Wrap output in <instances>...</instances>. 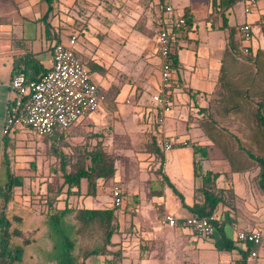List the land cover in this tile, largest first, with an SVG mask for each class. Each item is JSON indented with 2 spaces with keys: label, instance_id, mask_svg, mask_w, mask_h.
Instances as JSON below:
<instances>
[{
  "label": "crops",
  "instance_id": "1",
  "mask_svg": "<svg viewBox=\"0 0 264 264\" xmlns=\"http://www.w3.org/2000/svg\"><path fill=\"white\" fill-rule=\"evenodd\" d=\"M244 2L245 0H163L159 4V0H0V188L3 183L1 180V154L5 138L1 130L4 109L12 97L9 88L10 79L13 74L20 71L26 72L28 77L36 80L51 68V48L54 44L60 43L58 30L71 27L70 24L73 23L80 24L82 29H87L83 28L79 22L89 24L93 21L103 22L108 31L122 30L127 28L129 21L131 22L130 15L144 11L154 13L159 29L163 28L164 24L178 27L179 17L184 22L188 19L190 30H186V35L179 37L175 45L172 43L170 47V52L172 48L175 50L177 66L176 69H172L171 76V112L160 128L163 134L160 136L173 143L170 150L184 146L181 144L182 142L190 143L192 157L188 160L191 170L186 177L177 180L181 181L180 187H177L174 182L178 176H175L173 172L172 174L168 172V165L165 168V164L162 163L160 173L181 195L186 206L201 203L202 196L196 190L201 186V179L205 176L210 179V188L231 191L232 201L228 202L230 206L218 204L213 218L222 226V231L227 238L224 231L225 224L234 234L239 230L247 232L258 230L262 240L256 249L255 260L248 256L252 249L250 244L247 246L237 242L236 251L224 252L216 251L214 246L204 247L202 243L191 241L188 236L192 233L183 226L182 221L192 215L187 208L181 205L165 181L156 173V168L141 181L130 170L128 173L126 171L114 172L111 179L105 182L97 181L95 196L84 197V189L81 187L79 198H84L83 203L89 201L85 205L91 207L101 203L99 200L103 187L109 189V194L112 186L119 187L122 205L116 211L122 209L124 204H128L130 201L135 205V215L132 219V230L136 232L134 237L144 238L147 245L146 257L140 258L137 261L139 264H147L158 258L156 255L159 253L157 252H160L161 255L171 254L178 262L183 263L186 260L188 264H200L203 260H205L204 264H264V214L261 215L259 212L260 206L264 205V195L259 192L253 180L257 173V167L246 154L252 153L240 145V142L245 141L248 146L257 150L264 144V130L257 122L258 107L261 108V114L264 116V29L257 25L260 9L254 10L250 14H244L242 11ZM162 4L164 7L169 6L172 9L169 16L170 23L164 21L165 18L161 16L162 11L164 12V10L161 11ZM173 5H176L177 8H174ZM242 23L251 27V38L244 46L241 45L244 40L236 30ZM159 29H155L151 49L153 63L156 65L150 82L154 92L148 98L144 97V93L137 95L135 105L132 106L141 120L144 112L150 110L152 119L150 122H146V129L148 137H152L154 141L155 136L152 133L154 107L150 98L158 92L160 83L159 60L155 54V38ZM70 34L75 33L68 32L66 39ZM77 42L81 44L78 36ZM245 47L248 49L247 53L242 51ZM81 50L80 45L76 49V54H81ZM97 50L98 55L104 53ZM248 54L249 56H247ZM113 57L104 53L102 59L109 58L110 61ZM101 62L100 60V64L96 62L94 64L100 69H105ZM89 76L91 79L90 72ZM103 84L105 90L108 91L110 86L106 82ZM95 85L98 88V85ZM103 95L105 97V94ZM129 95L133 97L135 92L130 91ZM108 105L105 100L100 110L108 108L110 106ZM247 109L251 110L250 121L253 129L250 131L246 129L240 135L230 131L229 133L219 131L212 118L217 112L238 115L242 110ZM84 118L86 117L80 118L79 121ZM241 124L244 126L243 122ZM137 127L141 129L144 126L139 124ZM12 132L10 139L13 141L14 179L11 204L41 213L42 209L37 210L31 205L20 202L17 195H21L24 200L28 199L29 190H35L34 192L43 195L46 193L47 183H50L51 180L16 175V161L21 153V150L17 148L18 143L25 140L30 131L18 129ZM33 135L39 138L34 133ZM239 146L242 150L238 149ZM135 150L121 151L127 158L146 155L151 157L153 162L155 161L145 149ZM222 159H228L231 171L238 173L235 183L241 186L239 187L240 193L235 190V184L232 183L231 174H229L231 172L219 170L217 167V170L210 167L205 170L198 168V165H202L203 162H211V165L220 164ZM57 171V173L55 172L56 178L53 179L54 187L50 186L53 190H56L58 186L57 181L60 173L58 169ZM57 174L59 175L57 176ZM64 188L66 189V187ZM72 194H75V189H71L67 195ZM109 200L112 207L111 194ZM53 206L55 209L59 208L56 197ZM88 207L84 208L93 209ZM163 214L173 216L176 219V225L172 228L161 225L159 219ZM39 229H44V233H37L36 231ZM29 230L30 239L34 241L35 247L32 249L35 255L33 258L30 256V261L33 260L34 264L40 260L43 251L42 239H47L50 245L45 253L48 252L50 262H52V251H55L53 257L55 259L56 249H52L47 227L40 228L37 225ZM112 236L119 237L116 234ZM123 236L122 234L120 237ZM217 237L215 233L211 238L215 241ZM137 238L134 239L135 241L133 240L134 243L138 241ZM230 240L233 242L232 239ZM247 247H249L248 253L245 254V257H241L240 252H243ZM28 250L30 255L32 250L31 248ZM122 256H126V253L122 252Z\"/></svg>",
  "mask_w": 264,
  "mask_h": 264
},
{
  "label": "rangeland",
  "instance_id": "2",
  "mask_svg": "<svg viewBox=\"0 0 264 264\" xmlns=\"http://www.w3.org/2000/svg\"><path fill=\"white\" fill-rule=\"evenodd\" d=\"M169 2L172 4L174 3L172 1ZM173 7L177 8L176 5H173ZM161 14V16L165 18L164 21L168 23L171 22L169 19L171 13L169 14L162 11ZM96 16L98 17V15ZM130 17L131 22L129 21L127 23V28L117 31H108L105 24L99 21H93L89 23L90 25L87 22H79L82 24L83 28L85 27L87 29H82L80 24L73 23L70 24L71 27L58 30V40L63 45H66V36L68 32H74L78 36V40L81 43H78V46L81 45L82 50L81 54H76V58L85 64L86 69L91 74V80L98 85V92L105 94V100L110 106L108 105L109 107L103 111L99 108L97 112L87 114L85 116L86 118L79 121L74 128L71 127L64 132V137L60 142L58 139L59 130H55L53 136L45 140L41 137L38 138L34 136L31 132L27 133L25 140H21L17 147L21 150L16 161L17 176L24 177L26 175L32 176V178H45L46 181L51 180V182L47 184L54 187L53 179L56 178L55 172H58V161L51 152L52 149L49 148L55 147L61 149L63 153H69L75 145H81L85 142L88 144L94 143L95 139L89 137L93 134L98 135L102 141L104 149L114 157L115 172L120 173L121 171H126L128 173L130 170L135 173L141 181L146 175L151 174L153 169L159 168L160 162L157 161L154 163L151 157L142 155L141 157L135 156L127 158L121 151L125 149L142 151L145 149V143L149 136L146 129V123L144 120L138 118V114L135 109L133 110L132 106L135 105L137 95H143L144 93V97L148 98V96L154 92L152 86H150V82L152 81V76L156 70V65L153 63L151 49L152 37L154 36L155 29H159L157 28L155 15L152 12L144 11L136 15H130ZM247 43V41H244L241 45L244 46L247 45ZM97 49L103 51L106 55L114 57L111 58L110 61L109 58H105L106 60H104L102 59L104 53L98 55ZM174 51V48H172L171 52ZM247 56H249V54ZM100 60L105 69H100L94 64V62L100 64ZM258 74L259 72L257 75ZM103 82H106L107 85L110 86L108 91L105 90ZM130 91L135 92L133 97H130ZM126 100L128 103H126ZM250 114L251 110L249 109L242 110L241 114L238 115L233 113L226 115L217 112L212 118L217 124L219 131L221 130L227 133L230 131L240 135L242 132H245L246 129L249 131L253 129L250 121ZM241 119H243V121H241ZM242 122L244 126H242ZM139 124H143L144 127L138 129L137 126ZM159 134H161V136L163 135L162 133ZM159 134L156 135L155 141L156 147L160 153V159L163 160L165 168L168 165V172L170 174L173 172L175 176H178L177 179H174V182L177 187H180L181 181L177 180L186 177L191 170L189 167V160L192 157V148L190 143L186 141L188 143H185L184 146L179 148L175 147L170 151L164 152L157 145L160 138ZM240 145L248 152H251L254 156L260 157L264 154V144H262L257 150L252 149L245 141L240 142ZM226 146H228V144H226ZM211 164V162H203L202 165H198V168H200V170H205L208 167L213 170L219 168V170L231 172L229 174H231L230 178L232 183L235 184V190L237 193L241 192L239 188L241 186L235 183L238 173L231 171L228 159H222L220 164ZM58 175L59 174H57V176ZM28 181H30V179H28ZM60 182L61 179L59 178L58 183ZM34 191L35 190H29L28 199H22L21 195H17V198L20 202L31 205L37 210L42 209L40 211L42 215H45L47 205L42 202L45 201L42 197L52 196L53 189L48 195H39ZM64 191L65 188H63L62 192ZM37 196L40 198H36ZM100 196L99 201H101V203L94 204L91 207L85 205V203H89V201L83 203L82 200L84 198L80 199V195H77L76 193L67 195V197L65 193H62L57 197V202L59 209L63 207L64 203L69 204L67 207L68 209L71 207H88L93 209L111 208L109 189L103 187ZM34 212L36 213L27 214L26 222H28L29 217L31 218L28 222V229L36 226L37 223H45V219L44 217L42 218L40 212ZM259 212L261 215L264 214V205L260 206ZM133 215H135V205L131 201L128 204H124L122 209L115 211V234L119 235V237H111V244L106 247L107 255L97 257L89 256L84 259L82 255L84 251L89 250L92 247H99V229L94 228L90 232L85 230L78 233L80 234L78 236L73 235L71 232L73 222L72 214L67 213L63 218L58 219L59 233L56 239L58 250L62 244V235H64L70 241L75 243L73 254L76 257L77 262H83L84 264H110L111 262L112 264H115L114 262L119 260L121 261L120 264H139L137 261L140 258L142 259L146 257L147 245L145 244L144 238L134 237L136 236V232L132 230ZM224 231L228 238L233 240L236 246L238 241H236L234 232L231 231L227 224L224 225ZM21 233H24L23 229ZM122 234L124 236L120 237ZM188 237L191 241L194 240L198 243L204 244V247H212L214 244L212 238L206 240L197 239L192 234ZM135 238H137L138 241L134 243ZM121 243L123 244L121 245ZM42 245L43 251L41 252L42 255L40 260L34 264H46L50 262L49 254H47L48 252L45 253L49 248L50 242L47 239H42ZM52 245H55L54 239L52 240ZM115 251L119 253V256L114 255ZM233 251L236 250L230 252ZM122 252L126 253V256L123 257ZM54 253L55 251L53 250L51 255L52 261ZM157 253H159V255H156L158 258L149 261L147 264H188L186 260H184L183 263L178 262L171 254L166 253L161 255L160 252ZM33 255H35V253L32 250L30 251V256L33 258ZM31 262L33 263V260ZM201 262L204 264L205 260Z\"/></svg>",
  "mask_w": 264,
  "mask_h": 264
},
{
  "label": "trees",
  "instance_id": "3",
  "mask_svg": "<svg viewBox=\"0 0 264 264\" xmlns=\"http://www.w3.org/2000/svg\"><path fill=\"white\" fill-rule=\"evenodd\" d=\"M163 0H159L161 4ZM162 4V10H164ZM186 16V14H184ZM187 17V16H186ZM187 19V18H186ZM188 19L183 25L174 27V25L164 24L162 27L169 31V34L173 35V43L175 45L176 40L179 37L186 35L189 29ZM181 27V28H180ZM182 28H185L184 30ZM172 46V45H171ZM170 46V47H171ZM168 61L171 69H176L177 58L176 53L169 51ZM20 72V71H18ZM17 73V72H16ZM25 77L29 80L32 78L27 76L26 72H22ZM35 80V79H34ZM37 80V79H36ZM150 110L144 112L142 120L144 122H150ZM257 122L258 125L264 130V116L261 114V108H257ZM13 132L10 130L3 135V147L1 154V180L2 185L0 188V264H33L30 261L29 250L34 249V241L30 239L28 222L31 218H28L26 222L27 214H34L33 210L27 207L13 206L11 204V195L13 188V141L10 139V134ZM54 132L50 136L42 137L44 140L49 139L53 136ZM59 142L64 137V132L58 134ZM91 139H95L94 143L88 144L87 142L81 145H75L72 147L69 153H63L61 149L50 147L51 152L57 158L58 170L60 173L59 178L61 182L58 183L56 190H53L52 196H45L43 201L47 207L44 217L45 223H37L40 228L47 227V233L51 238L52 249H56V257L53 258L52 262L46 264H84L83 262H77L76 257L73 254L75 243L70 241L66 236L62 235V244L58 250L57 236H58V219L63 218L67 213L72 214V234L80 235L78 233L87 230L92 231L94 228H98L100 232V244L99 247H92L89 250L83 252V258L86 259L89 256H103L107 255V246H110V238L116 233V209L111 207L108 209H86L71 207L67 208L69 204L64 203L61 209H55L53 206L55 197L57 198L60 194L65 193L67 195L71 189H75V193L80 194L81 187L84 189L83 196L91 197L96 194L97 181L101 180L105 182L111 179L115 172L114 157L108 153L102 144L101 139L98 135L93 134L89 136ZM9 141V143H8ZM65 144V143H64ZM239 150L242 148L239 146ZM145 150L150 153L154 158L155 162L159 163V168L156 173L161 176L162 180L165 181L166 185L172 190V193L178 198L181 205L187 208L192 216L198 218H213L215 208L218 204H227L232 201V192L224 190H215L210 188V179L205 176L201 179V186L196 190L202 196L201 203H193L191 206H186L183 203L181 195L172 187L167 179L160 173V166L163 160L160 159V153L156 147V141L152 137H148L145 143ZM247 156L255 162L257 167V173L254 177V183L260 193L264 195V155L254 156L250 153H246ZM58 182V181H57ZM66 187L65 191L63 188ZM52 192L51 187L46 185V193ZM22 211V212H21ZM33 216V215H32ZM31 216V217H32ZM212 224L217 234V239L214 241V248L216 251H232L236 250L234 242L227 238L220 226L213 218ZM36 225V226H37ZM24 230L22 234L21 231ZM37 233L43 232V229L36 231ZM54 239L55 245H52ZM247 246L249 244H246ZM59 251V252H58ZM249 247L243 252H240L241 257H245L248 253ZM116 251L114 255H118ZM121 261L117 260L115 264H120ZM37 264V263H36ZM110 264H112L110 262Z\"/></svg>",
  "mask_w": 264,
  "mask_h": 264
},
{
  "label": "built area",
  "instance_id": "4",
  "mask_svg": "<svg viewBox=\"0 0 264 264\" xmlns=\"http://www.w3.org/2000/svg\"><path fill=\"white\" fill-rule=\"evenodd\" d=\"M259 9L257 25L264 29V0H245L242 7L244 14ZM164 12L170 14L171 7H165ZM183 24L184 20L179 17L177 25ZM236 30L241 39L249 41L251 27L248 24L242 23ZM172 40L173 35L169 34L168 30L164 28L158 30L155 38V54L159 60L160 83L158 92L150 98L154 107L152 133L155 137L161 133L160 128L171 112L172 69L168 56ZM77 47V36L70 34L66 39V45L57 43L52 46L51 68L39 79L29 80L22 72L12 75L9 82L12 97L4 109L1 130L3 135L10 130L18 129H28L39 137L50 136L55 130L64 132L73 127L80 118L97 112L105 103V97L98 92L97 86L91 81L89 71L76 58ZM242 51L247 53L248 49L245 47ZM157 145L162 151H169L173 143L160 136ZM110 194L112 207L119 209L122 205L119 187L112 186ZM212 221L213 218L190 216L183 219L182 224L196 237L208 239L215 234ZM159 223L172 228L176 225V219L169 214H163ZM235 239L240 243L251 245L252 249L248 256L255 260L256 249L262 240L261 233L258 230L250 232L239 230L235 232Z\"/></svg>",
  "mask_w": 264,
  "mask_h": 264
}]
</instances>
